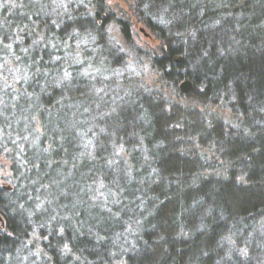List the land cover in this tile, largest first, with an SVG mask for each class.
I'll list each match as a JSON object with an SVG mask.
<instances>
[{
    "label": "trees",
    "instance_id": "trees-1",
    "mask_svg": "<svg viewBox=\"0 0 264 264\" xmlns=\"http://www.w3.org/2000/svg\"><path fill=\"white\" fill-rule=\"evenodd\" d=\"M132 1L166 10L164 27L137 15L160 41L150 60L160 80L188 81L195 102L225 107L239 129H184L190 114H165L131 87L101 132L85 133L87 59L71 44L92 37L95 62L114 61L95 30L105 25L91 24L101 0L53 15L48 0H0V156L11 172L0 264L264 263V0ZM202 148L224 174L210 173ZM98 188L111 197L95 199Z\"/></svg>",
    "mask_w": 264,
    "mask_h": 264
},
{
    "label": "rangeland",
    "instance_id": "rangeland-1",
    "mask_svg": "<svg viewBox=\"0 0 264 264\" xmlns=\"http://www.w3.org/2000/svg\"><path fill=\"white\" fill-rule=\"evenodd\" d=\"M88 1V0H87ZM84 0H48V13L53 15L55 12H64L68 6H75L74 8L83 7ZM86 2V1H85ZM103 5V13L98 17L95 22L91 21L93 13H88L87 19L91 21L94 28H103L102 31L95 29L100 34L104 35L105 40L110 43L117 51H107L112 55L110 62L105 63L106 66H110L106 69V66L101 67V64L96 61L95 58H100L101 54L98 51L99 48L95 47L94 38L84 40L83 42H74L71 44L73 56L77 58L84 56L85 64H83L81 75L88 77V83L90 85L88 89V95L91 98V102L86 108L84 107V113L90 115L88 124H86L85 133L92 135L95 132H101L103 122V114L110 113L115 110L118 103L125 98L129 88L133 87L140 93L142 91L147 95L151 101L157 104H163L165 114L169 112V108L179 109L186 117V114H190L189 123H185L184 129L190 127L202 126V129L210 127L215 123H221L225 128L239 129L240 118L233 115L228 109L222 106L213 105H201L193 100L189 96L192 86L189 91L182 93L179 89L186 81L170 82L160 80L157 70L151 65V57L155 56L160 46V41L155 39L149 29L141 23V17L152 18L154 23L164 27L163 20L166 15L164 8H154L152 11L144 9H135L134 2L132 0H101ZM69 3V4H68ZM80 3V4H79ZM68 4V5H67ZM86 5V4H85ZM92 7L89 8V11ZM88 11V12H89ZM140 15L139 18L137 15ZM157 25V26H158ZM70 45V44H69ZM110 46V45H109ZM14 66L15 63H12ZM9 67V66H8ZM20 70L18 68L16 72ZM12 76V75H11ZM13 77V76H12ZM3 80H7L4 76ZM135 91V90H134ZM160 102V103H159ZM0 105L1 102H0ZM92 105V106H91ZM186 113V114H185ZM195 121H191V119ZM181 121H179V126ZM199 125V126H200ZM178 130V129H176ZM199 133V132H198ZM200 134V133H199ZM199 136L192 138L186 135L183 138H177L184 143H197L196 140ZM92 141V138L91 140ZM91 143V142H88ZM199 149V146H196ZM186 149V150H192ZM203 149V148H202ZM205 150V151H203ZM200 151L207 155V161L210 165H213L215 171L210 173L216 176H221L225 173L228 165L224 162L217 160L215 153H210L206 149ZM116 157V156H115ZM128 157L121 152L118 156V161L125 160ZM144 158V157H143ZM117 161V163H119ZM118 165V164H117ZM222 166L223 169H218ZM230 167V165H229ZM10 163L4 156H0V188H9V180L11 178ZM112 194L105 193L100 188L94 192V198L102 200L110 198ZM93 200V198L91 199ZM104 201V200H103ZM110 202L107 200L106 205ZM113 203V202H112ZM4 224L0 216V232L3 231ZM262 261V260H261ZM30 263L27 259L23 258L18 264ZM261 264H264L261 262Z\"/></svg>",
    "mask_w": 264,
    "mask_h": 264
},
{
    "label": "water",
    "instance_id": "water-1",
    "mask_svg": "<svg viewBox=\"0 0 264 264\" xmlns=\"http://www.w3.org/2000/svg\"><path fill=\"white\" fill-rule=\"evenodd\" d=\"M191 87V84L189 82H184L182 85H180L179 89L182 93H186L187 91H189Z\"/></svg>",
    "mask_w": 264,
    "mask_h": 264
},
{
    "label": "bare ground",
    "instance_id": "bare-ground-1",
    "mask_svg": "<svg viewBox=\"0 0 264 264\" xmlns=\"http://www.w3.org/2000/svg\"><path fill=\"white\" fill-rule=\"evenodd\" d=\"M186 82H188V81H186Z\"/></svg>",
    "mask_w": 264,
    "mask_h": 264
}]
</instances>
